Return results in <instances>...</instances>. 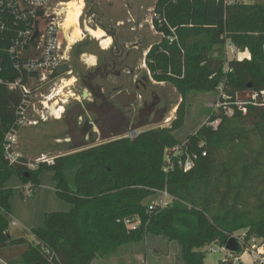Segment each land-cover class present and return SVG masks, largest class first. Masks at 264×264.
<instances>
[{
	"label": "trees",
	"instance_id": "16d2710c",
	"mask_svg": "<svg viewBox=\"0 0 264 264\" xmlns=\"http://www.w3.org/2000/svg\"><path fill=\"white\" fill-rule=\"evenodd\" d=\"M153 12L159 17L154 27L165 37L149 51L146 63L157 82L177 90L182 103L170 126L144 131L136 143L121 138L55 157L52 163L23 155L11 163L5 137L15 126L23 96L0 85V250L28 246L8 264H93L150 235L178 243L184 264H205L202 249L225 247L241 232L264 245V105L245 104V114L235 105L264 91V0L233 5L158 0ZM228 43L248 50L251 58L228 61ZM217 91L233 103V115L212 116L210 122L220 120L217 129L204 125L188 137L200 155L193 170L166 173L165 151L182 143L178 132L187 118L188 98ZM200 142L206 144V157L197 148ZM45 171L53 173L58 197L72 208L47 214L44 227L32 229V243L13 238L14 192L7 183L17 176L37 189ZM162 191L173 201L151 210L150 200ZM125 219L140 220L141 227L129 230L118 222ZM243 252L240 245L232 259ZM232 259L220 264H233Z\"/></svg>",
	"mask_w": 264,
	"mask_h": 264
},
{
	"label": "rangeland",
	"instance_id": "374dc122",
	"mask_svg": "<svg viewBox=\"0 0 264 264\" xmlns=\"http://www.w3.org/2000/svg\"><path fill=\"white\" fill-rule=\"evenodd\" d=\"M83 1L86 6L85 17L83 18V21H87L89 28L96 30L94 21L90 20V17L92 16L91 0ZM105 1L106 0H100V4L104 5L103 3ZM128 2L131 4L132 10L138 13L144 19V23L139 31V35H136V37L131 33L130 26H117L119 19L124 21L126 20L128 9L125 11L123 5L126 4L128 6ZM156 2L157 0H124L121 2L120 11L108 9L106 10V19H101L99 16L98 17L100 18L101 23L107 25V29L110 34H113L114 32L116 33L114 42L120 46L122 51L130 53L128 64L129 70H132V74L127 75L128 81L131 82V78L136 80L139 79L142 86H148L150 91L159 94L163 101V108L167 109L165 118L171 119L172 123L177 118V112L180 109L182 99L177 90L169 83L158 84L153 78L152 72L148 71L150 68L148 63H146V58L149 51L155 44L161 41V36L153 24V9ZM100 13L101 11H99L98 14ZM78 26L82 29V33H84V24L81 20L79 21ZM74 31V27L70 28L67 32L68 38L64 39V45H66L67 48L72 46L71 48L69 47L70 49L68 48L70 50L68 52V65L71 67L72 74L65 77L63 76L60 80L43 87L38 92V98L40 100H45L47 97L52 98L51 101L47 100V102H49L50 108H52L53 111H57L56 109L58 106L64 107L66 109L67 107L75 104V95H80L81 91L83 90L81 86V73L87 71L91 66V63L88 62V58L94 57L95 59V57H99L102 54H107L110 52L109 49H102L101 43L92 36L88 35L87 32H85V37L82 41H78L77 44L73 45V38L71 39L70 35ZM111 40L113 43L112 38ZM84 43L88 44L87 47L81 48L79 51H77L79 45ZM232 48L233 46H227L225 49V56L228 61L251 58L248 50L243 49H238V54L234 56L232 54ZM71 81L75 82H73L71 85H68ZM42 95L43 97H41ZM220 96V91H217V93L212 94L194 93L188 98L186 104L187 118L183 128H181L178 132V138L182 141L181 144L185 143L188 140V137L194 135L199 128L204 125L207 126V122L212 116H214V112L218 110L217 103L219 102ZM207 111H211L208 117L206 116L208 115ZM160 126H166V123L163 122L158 126L149 125L143 129L142 132ZM65 138H67V129L63 120L60 121L56 120L55 117H50L48 121L41 122L38 126L25 127L20 131L18 142L19 152L25 158L34 162H37V160L42 159L43 157H45V159L48 161H52L54 157L75 151L69 148L66 143H55L56 139L63 140ZM43 154L46 156H43ZM43 174L52 176L50 171H45ZM16 177L17 176H14L13 178ZM157 200L158 197L156 199H151L150 201L156 202ZM65 204H67L69 207V210L67 211L69 212L72 206L67 202ZM14 230L15 229L12 227V231ZM244 233L245 232L236 234L237 237L235 238L238 240V237ZM28 240L30 243H32L35 239L32 236H29ZM27 248V245H22L1 250L0 264H8L11 261V257L21 256L27 250ZM217 249L219 248L216 245H212L201 250L206 254L204 261L205 264H220L221 262H224L226 258H229L232 255L230 252H223ZM93 264H184V262L182 260L181 247L178 243L171 242L165 237H156L150 235L144 242L124 246L120 248L116 254L110 256L109 258H98Z\"/></svg>",
	"mask_w": 264,
	"mask_h": 264
},
{
	"label": "built area",
	"instance_id": "2783aa9c",
	"mask_svg": "<svg viewBox=\"0 0 264 264\" xmlns=\"http://www.w3.org/2000/svg\"><path fill=\"white\" fill-rule=\"evenodd\" d=\"M74 0H0V85H7L11 90H17L23 96V102L17 111V118L14 128L10 130L5 137V153L7 159L11 163H17L22 157L17 151L19 142V133L25 127H35L41 122H46L50 117L62 121L65 115V108L59 107L57 111L50 108L49 102L52 98L47 97L45 100L38 98V92L43 87L60 80L51 79L52 74L68 65V52L72 46L67 48L64 45V39L68 38V30L65 27L68 13V3ZM79 1V0H75ZM227 5L247 3L248 0H223ZM85 5L82 10L80 20L84 24L85 31L88 28L87 21H83L85 17ZM154 11V9H153ZM159 19L154 14V18ZM90 20L93 21L92 16ZM167 24V23H166ZM174 34L175 30L171 29ZM164 38V33H159ZM85 37L78 41H82ZM177 37L173 35L169 38V43H174ZM78 41L72 42L73 45ZM228 46H232L228 43ZM232 54L236 56L238 49L233 46ZM69 66V65H68ZM71 68V67H70ZM72 71V70H71ZM64 75H71L72 72ZM221 90V88H220ZM43 97V95L41 96ZM263 99V100H261ZM245 104H261L264 105V91L261 94H253L248 102H235V105L247 112L243 106ZM233 103L228 102V98L221 93L218 110L214 112V116L224 114L227 117L233 115ZM163 122L168 127L171 119H165ZM162 122V123H163ZM161 123V124H162ZM220 120L207 122V126L217 129ZM160 124V125H161ZM131 139V135L126 136ZM132 140V139H131ZM190 141L168 148L165 151V168L166 173L175 172L176 170L187 173L193 170L200 158L198 152H194L189 146ZM206 144L200 142L197 148L203 149L202 156L208 155L204 150ZM38 162H49L42 158ZM35 165L31 164L30 168ZM173 198L167 191L158 193V200L152 202L150 209L166 208ZM129 229L136 231L141 227L140 220L125 219L118 221ZM242 236V237H241ZM238 237L239 245L244 247L243 254H249L254 264H264V245L256 238L246 240V234ZM237 237V236H236ZM220 251L227 252L225 247H218Z\"/></svg>",
	"mask_w": 264,
	"mask_h": 264
},
{
	"label": "flooded vegetation",
	"instance_id": "af4514ba",
	"mask_svg": "<svg viewBox=\"0 0 264 264\" xmlns=\"http://www.w3.org/2000/svg\"><path fill=\"white\" fill-rule=\"evenodd\" d=\"M109 50V53L95 57V64L81 73L83 90L80 95H75V104L66 108L68 120L62 119L69 141L56 139L55 143L60 144L58 141L61 140L74 150L75 146L88 142L89 148L105 143L103 138L116 134H125L123 138H126L140 124H145L146 128L162 117L166 119L167 109L162 106L161 96L150 91L148 86H142L139 79L128 81L127 75L132 74L128 64L130 53L122 51L117 43ZM72 122L79 133H71L67 125ZM143 129L137 134L140 135ZM81 134L86 136L82 139Z\"/></svg>",
	"mask_w": 264,
	"mask_h": 264
},
{
	"label": "crops",
	"instance_id": "0c3cea01",
	"mask_svg": "<svg viewBox=\"0 0 264 264\" xmlns=\"http://www.w3.org/2000/svg\"><path fill=\"white\" fill-rule=\"evenodd\" d=\"M122 1L124 0H106L103 3L104 5H101L100 0L98 1L91 0V15L95 23L96 30L103 31L107 38L113 39V43H111L110 48L115 43L114 38L116 33L115 32L113 34L108 33L107 25L101 23L100 18L106 19L107 17L106 10L108 9H113L114 11L116 10L120 11ZM78 2H83V4L85 5L83 0H79ZM99 4L101 7L99 6ZM123 8L125 11H127L128 9L126 20L124 21L122 19H119L117 22V26L118 27H123L126 25L130 26L131 33L133 34V36L136 37V35H139V31L142 28L144 19L138 13L132 10L131 4L129 2H128V6L125 4L123 5ZM99 11H101L100 14H98ZM70 36L72 39V34ZM72 40H73L72 42H76L79 40V38L76 40L75 39ZM104 50H108V49H104ZM65 139L66 141L67 140L69 141L68 138ZM63 141L59 140L58 142H60V144H63L64 143ZM17 151L19 152L18 145H17ZM43 156L46 155L43 154ZM52 162L53 160L49 161L48 163H52ZM53 176H54L53 173L52 176H49L48 174H42L40 177V186L37 189H33L30 184L29 185L24 184L19 177L16 178L12 177L8 181L7 186L9 188H12L14 192L13 197L11 199V216L13 222L9 228V233L13 238H28L29 236H32L31 233L32 229L44 227L45 217L47 214L54 212H67L69 210L68 209L69 207L67 206V204H65L66 202L60 199L57 195L55 188L56 185L53 180ZM12 227L15 229L14 231H12ZM15 258H17V256L11 257V260ZM229 258L232 259V256ZM232 260H233V264H238V263L254 264V261L249 254H242L235 260L234 259Z\"/></svg>",
	"mask_w": 264,
	"mask_h": 264
},
{
	"label": "water",
	"instance_id": "95a60500",
	"mask_svg": "<svg viewBox=\"0 0 264 264\" xmlns=\"http://www.w3.org/2000/svg\"><path fill=\"white\" fill-rule=\"evenodd\" d=\"M70 71H71L70 66L66 65V66H64V67H62V68L56 70V71L52 74L51 79H57V78H59V77H61V76H64V75L68 74ZM87 96H88V94H87V92L85 91V92H84V98H86ZM68 117H69V113H67V114L64 116V121H67V120H68ZM163 120H164L163 117L160 118V120L154 122V125H155V126L160 125V124L163 122ZM67 126H68V128L70 129L71 133H73V132H74V133H79V131L77 130V128L74 127L73 122H72V123H69ZM145 126H146L145 124H140V125H138V126H135V127L132 129L130 135H131V139H132L133 142L136 143V142L138 141V136H139V135L137 134V131L140 130V129L145 128ZM84 136H86V135H85V134H81V138H82V139L84 138ZM124 136H125V134H116V135H114V136H112V137L103 138V141H104V142L114 141V140H117V139H121V138H123ZM71 139H73L72 136H71ZM92 142H94V140H92ZM88 145H89L88 142L83 143V144H79V145L75 146V149H74L75 151H73V152H76V151H80V150L86 149V148H88ZM225 248H226V251H227V252H230V253H232V254H233V253H237V252L240 250V245H239V243H238L237 238H235V237L230 238L229 241L227 242Z\"/></svg>",
	"mask_w": 264,
	"mask_h": 264
},
{
	"label": "bare ground",
	"instance_id": "6f19581e",
	"mask_svg": "<svg viewBox=\"0 0 264 264\" xmlns=\"http://www.w3.org/2000/svg\"><path fill=\"white\" fill-rule=\"evenodd\" d=\"M67 7H68V13H67V21H66V24H65L66 29L69 30L72 27L75 28V31L72 33V38L73 39L76 40L78 38H83L82 29L78 26L79 18L82 15L81 10H82V8H84L83 2H78V1L74 0V1L69 2ZM85 32H87V34L92 36L94 39L98 40L101 43L102 49L103 48L104 49H109L110 48L112 40H111V38H107L103 31H101V30H93V29L87 28V30ZM88 62H90L91 65H94L95 64L94 57L88 58ZM73 82H75V81L69 82L68 85H71Z\"/></svg>",
	"mask_w": 264,
	"mask_h": 264
}]
</instances>
